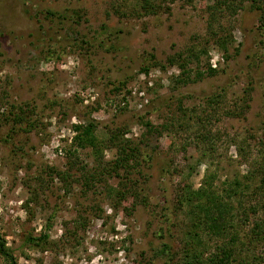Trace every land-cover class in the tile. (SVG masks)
<instances>
[{"label":"rangeland","instance_id":"rangeland-1","mask_svg":"<svg viewBox=\"0 0 264 264\" xmlns=\"http://www.w3.org/2000/svg\"><path fill=\"white\" fill-rule=\"evenodd\" d=\"M140 1L0 0V236L16 264H164L168 223L178 250L187 220L182 186L197 188L209 173L219 189L258 180L250 173L263 135L264 16L245 2L221 12L210 33L213 0H156L150 15ZM13 107L29 112L14 123ZM200 117L214 152L203 151ZM88 122L99 158L74 143V126ZM115 133L150 149L155 169L102 173L116 157ZM241 140L250 158L237 153ZM95 174L101 180L85 187ZM133 183L145 204L106 190ZM47 224V244L24 242ZM9 260L0 254V264Z\"/></svg>","mask_w":264,"mask_h":264},{"label":"trees","instance_id":"trees-1","mask_svg":"<svg viewBox=\"0 0 264 264\" xmlns=\"http://www.w3.org/2000/svg\"><path fill=\"white\" fill-rule=\"evenodd\" d=\"M245 2H250V8L260 10V16H264V0H213L207 6V29L210 33H214L211 30L214 24L219 22L221 12L234 15L243 8ZM155 4L156 0H141L140 12L143 15L153 14L156 8ZM50 13L54 14L53 12ZM191 56L192 58H198L194 54ZM181 58L182 56L178 54V62L184 72L186 59L182 60ZM142 69L147 71L145 67ZM187 73L188 76L189 72ZM245 106L248 108L247 102ZM28 112L23 111L21 107L20 109L14 108L12 122L20 121ZM199 120L198 131L201 132L199 137L205 144L203 151L204 153L214 152V146L207 144L213 140L215 141L216 137L209 134L210 131L206 130L205 127L207 123L204 124L201 117ZM25 122L30 126L32 120H26ZM170 126L171 121L161 124L159 128L166 130ZM149 127L152 128L151 131H148L151 135L156 127L153 125H149ZM74 128L77 131L74 137L76 148L90 147L93 154L99 158L102 150L98 148L94 123L78 124ZM160 129L156 132H160ZM120 135L117 133L111 135L110 141L116 147V157L109 168V163L101 167V172H115L117 174L119 169L130 171L131 168L140 167L141 165H148L154 170V153L150 149L143 150L130 141L123 140L122 137L119 138ZM196 138L198 139V135ZM234 144H236L238 154H244L247 158H250L251 148L247 141L241 140ZM256 144L258 158L253 164L255 171L250 173V177L258 176V180L252 183L253 185L234 178L228 181L226 186L219 189L214 183L215 175L209 173L204 176L197 188H191L190 185L182 186L179 193V206L185 208L187 220L181 227V233L178 237V250H174L171 244L174 241V237L171 235V228L174 225L168 223L170 239L161 243L159 250L161 255L156 252L164 264H264V246L261 247L264 245V122L263 135L260 139H257ZM246 148L248 149L246 150ZM161 171L163 172V169ZM102 173H99V175L101 176ZM49 175L51 176L52 173H49ZM87 177L91 179H86L85 187L96 181L97 174H95V177L90 175ZM97 180L99 181L101 178ZM122 187L127 191L124 192L123 188L116 189L112 186H107L106 190L110 194L114 192V198H121L125 193H131L134 199L132 204L134 202L146 203L145 190L140 191L137 184H131L128 189L125 186ZM169 209L166 208V210ZM49 228L50 224H47L44 231L38 236L27 234L23 239L24 242L33 246L47 244ZM0 254L10 259L9 264H16L13 257L7 252L5 240L1 236Z\"/></svg>","mask_w":264,"mask_h":264}]
</instances>
